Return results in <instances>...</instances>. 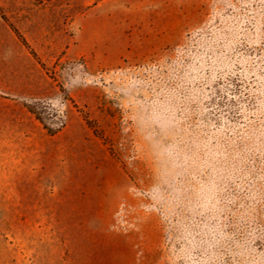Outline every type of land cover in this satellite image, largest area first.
Wrapping results in <instances>:
<instances>
[{
    "label": "rangeland",
    "instance_id": "obj_1",
    "mask_svg": "<svg viewBox=\"0 0 264 264\" xmlns=\"http://www.w3.org/2000/svg\"><path fill=\"white\" fill-rule=\"evenodd\" d=\"M0 264H264V0H0Z\"/></svg>",
    "mask_w": 264,
    "mask_h": 264
}]
</instances>
